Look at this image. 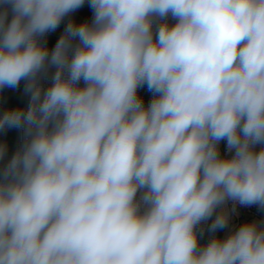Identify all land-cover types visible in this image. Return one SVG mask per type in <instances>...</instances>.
<instances>
[{"label":"clouds","instance_id":"obj_1","mask_svg":"<svg viewBox=\"0 0 264 264\" xmlns=\"http://www.w3.org/2000/svg\"><path fill=\"white\" fill-rule=\"evenodd\" d=\"M21 82L0 264H264V219L216 235L264 212V0H0V90Z\"/></svg>","mask_w":264,"mask_h":264},{"label":"trees","instance_id":"obj_2","mask_svg":"<svg viewBox=\"0 0 264 264\" xmlns=\"http://www.w3.org/2000/svg\"><path fill=\"white\" fill-rule=\"evenodd\" d=\"M23 87L24 84L21 82L18 88H4L3 90H0V111L15 107H25L27 105L28 97L24 94ZM144 89L145 94L143 95V98L147 104L150 101L152 94L147 90L146 87ZM7 130L9 155L11 157L21 142L22 130L17 128H9ZM224 231L225 229H221L216 233V235L222 237ZM207 238L208 237L205 236V239L202 241V243L206 242Z\"/></svg>","mask_w":264,"mask_h":264},{"label":"built area","instance_id":"obj_3","mask_svg":"<svg viewBox=\"0 0 264 264\" xmlns=\"http://www.w3.org/2000/svg\"><path fill=\"white\" fill-rule=\"evenodd\" d=\"M91 16H92V13L91 14H83L77 10L76 12H74L71 15V18L74 19L76 22H81L84 20H90ZM67 19L68 18H66L65 21H63L64 22L63 30L65 27V24L67 23ZM257 216H258V208L256 206H250V207L238 206L237 207V215H235L233 217L232 221L229 224V227L225 228V231H224L222 237L227 235L228 232L230 231V229H232L233 227H238L242 223L244 217L254 218Z\"/></svg>","mask_w":264,"mask_h":264},{"label":"crops","instance_id":"obj_4","mask_svg":"<svg viewBox=\"0 0 264 264\" xmlns=\"http://www.w3.org/2000/svg\"><path fill=\"white\" fill-rule=\"evenodd\" d=\"M79 12L83 13V14H91L92 10L89 8L88 4L85 3V5L78 9ZM63 26H64V22H62L60 24V26L54 31V32H50L48 33V39H47V45L48 47L51 49L52 47H54L56 41L58 40L59 36L62 34L63 32ZM145 94V89H142L140 91V95L143 96ZM5 111V110H3ZM3 111H0V113H2ZM8 130L5 131H0V142H4L7 144L8 147V157H10L9 155V146H8ZM260 219H264V212L258 210V216L254 217V218H250V217H244L243 222H247V221H252V220H260Z\"/></svg>","mask_w":264,"mask_h":264},{"label":"rangeland","instance_id":"obj_5","mask_svg":"<svg viewBox=\"0 0 264 264\" xmlns=\"http://www.w3.org/2000/svg\"><path fill=\"white\" fill-rule=\"evenodd\" d=\"M47 39H48V35H47Z\"/></svg>","mask_w":264,"mask_h":264}]
</instances>
